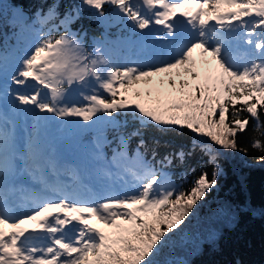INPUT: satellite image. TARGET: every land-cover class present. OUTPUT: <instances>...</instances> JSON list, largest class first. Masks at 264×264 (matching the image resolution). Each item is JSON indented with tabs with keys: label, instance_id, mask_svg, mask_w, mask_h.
<instances>
[{
	"label": "snow or ice",
	"instance_id": "snow-or-ice-1",
	"mask_svg": "<svg viewBox=\"0 0 264 264\" xmlns=\"http://www.w3.org/2000/svg\"><path fill=\"white\" fill-rule=\"evenodd\" d=\"M81 4L139 39L125 42L123 55L95 38L89 45L71 27L80 8L58 19L53 4L36 14L40 27L16 63L0 54V264H173L165 249L218 186L223 153L247 155L238 137L253 121L264 136V0ZM50 119L70 138L93 133L82 164L60 166L42 135ZM108 128L117 132L111 157ZM185 132L190 148L147 157L148 138L159 145ZM249 146L264 163V139L253 136ZM197 149L212 171L186 189L167 169ZM25 176L42 187H28Z\"/></svg>",
	"mask_w": 264,
	"mask_h": 264
},
{
	"label": "trees",
	"instance_id": "trees-1",
	"mask_svg": "<svg viewBox=\"0 0 264 264\" xmlns=\"http://www.w3.org/2000/svg\"><path fill=\"white\" fill-rule=\"evenodd\" d=\"M12 1L19 3L30 14H46L56 4L58 19L68 12L75 15V9L80 8L79 18L71 27L87 33L86 40L102 33V25L93 11L80 7L79 0ZM254 123L238 137V146L248 148L247 155L241 151L223 153L220 163L224 174L218 186L197 202L194 214L186 218L181 226L183 230L171 237L164 254L176 258L173 264H183L180 261L182 257L188 260V264H264V163L256 162L260 153L249 146L251 137L264 139V136L253 130ZM126 131H131V126ZM192 138L190 133L185 132L162 138L159 145L148 138L147 157L151 159L153 149L159 159L175 148H190ZM131 142L136 145L138 140L133 138ZM205 142L211 143L209 139ZM167 170L177 183L183 179V186L187 189L202 170L211 174L212 165L208 163V157L197 149L183 163L174 161Z\"/></svg>",
	"mask_w": 264,
	"mask_h": 264
},
{
	"label": "rangeland",
	"instance_id": "rangeland-1",
	"mask_svg": "<svg viewBox=\"0 0 264 264\" xmlns=\"http://www.w3.org/2000/svg\"><path fill=\"white\" fill-rule=\"evenodd\" d=\"M106 6L104 5V9L106 11V13H109L111 11L110 8H105ZM35 17L34 14H29L28 11H25L24 9H22L21 5L19 3H15L12 1H8V0H0V25H3L4 27L9 29V32H13L15 31L17 28H26L28 30H30L28 26H31V20ZM6 20L8 22H6ZM14 20H18L20 21V23H15ZM105 25V29L107 30L108 27H110L112 24L117 23V21L115 20L114 17H110L109 20L102 22ZM108 42H113L112 44H107L106 43V47H112L114 49H117L116 46L120 43L123 42V44H125V41L123 39H119V38H113ZM20 51V50H19ZM120 53L123 55V52L121 50H119ZM208 138H204V140H207ZM208 144L211 145L210 142H208ZM212 147H215L212 145ZM130 149V146H129ZM195 226V225H194ZM104 227V226H102ZM108 230V229H106ZM196 233L200 234L199 230L195 231ZM195 238H192V240ZM203 239V238H202ZM201 239V240H202ZM183 262H187L186 260H184Z\"/></svg>",
	"mask_w": 264,
	"mask_h": 264
}]
</instances>
